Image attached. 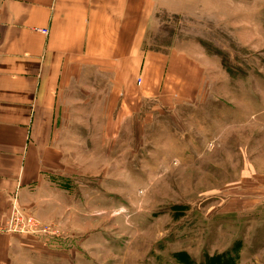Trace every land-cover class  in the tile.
I'll return each mask as SVG.
<instances>
[{"label": "rangeland", "instance_id": "rangeland-1", "mask_svg": "<svg viewBox=\"0 0 264 264\" xmlns=\"http://www.w3.org/2000/svg\"><path fill=\"white\" fill-rule=\"evenodd\" d=\"M144 46L191 57L196 95L107 116L67 93L62 126L94 129L61 133L70 202L1 222L41 246L24 264H264V0L157 8Z\"/></svg>", "mask_w": 264, "mask_h": 264}, {"label": "crops", "instance_id": "crops-1", "mask_svg": "<svg viewBox=\"0 0 264 264\" xmlns=\"http://www.w3.org/2000/svg\"><path fill=\"white\" fill-rule=\"evenodd\" d=\"M185 4L0 0V223L15 198L33 211L53 209L56 197L70 202L68 184L59 180L70 178L71 158L61 148V133L94 129L62 126L70 91L80 94L77 106L91 104L107 116H128L142 99H179L178 87L184 98L196 95L202 76L191 57L144 46L155 10L181 13ZM21 237L0 235V264H24L36 253L40 262L35 237Z\"/></svg>", "mask_w": 264, "mask_h": 264}, {"label": "built area", "instance_id": "built-area-1", "mask_svg": "<svg viewBox=\"0 0 264 264\" xmlns=\"http://www.w3.org/2000/svg\"><path fill=\"white\" fill-rule=\"evenodd\" d=\"M44 33L47 32L46 29L42 30ZM22 229L17 226L12 219L7 218L3 223L0 224V234L1 233H10V232H21Z\"/></svg>", "mask_w": 264, "mask_h": 264}, {"label": "trees", "instance_id": "trees-1", "mask_svg": "<svg viewBox=\"0 0 264 264\" xmlns=\"http://www.w3.org/2000/svg\"><path fill=\"white\" fill-rule=\"evenodd\" d=\"M177 254H178V253H177ZM177 254H175V255L177 256ZM179 256H183V257H184V254L181 252V253L179 254ZM215 258H216V257H214V256H213V257H210L209 260H208V262H207V264H210L209 261L212 262L213 264H215ZM182 259H183V258H181V261L183 262ZM219 260H220V259H219ZM212 263H211V264H212ZM183 264H184V263H183Z\"/></svg>", "mask_w": 264, "mask_h": 264}]
</instances>
